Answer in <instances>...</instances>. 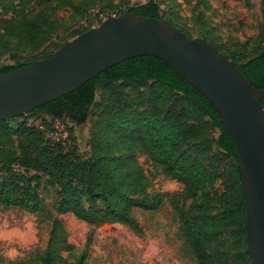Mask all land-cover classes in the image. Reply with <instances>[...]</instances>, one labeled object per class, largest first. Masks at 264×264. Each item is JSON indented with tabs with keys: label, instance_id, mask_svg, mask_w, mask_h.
<instances>
[{
	"label": "trees",
	"instance_id": "obj_1",
	"mask_svg": "<svg viewBox=\"0 0 264 264\" xmlns=\"http://www.w3.org/2000/svg\"><path fill=\"white\" fill-rule=\"evenodd\" d=\"M126 1L0 0V12L4 4L14 13L0 19V56H11L0 74L43 59L69 41H50L56 9L71 6L70 17L76 19L96 6L105 11ZM126 12L163 18L193 38L162 14L157 0L129 5L121 11ZM90 28L84 22L71 37ZM201 40H209L232 59L255 87H264V36L252 48L244 44L232 52H222L211 39ZM38 50L42 55L32 59L22 54ZM30 114L44 116L43 121L29 122L24 117ZM90 118V156L48 137L56 119L85 124ZM139 153L183 185L173 205L180 220L178 233L197 264H252L240 157L233 137L215 106L172 66L151 55L112 65L23 116L0 119V207L52 221L45 249L28 258L0 255V264H73L67 254L74 251V244L57 214L71 213L94 226L120 223L140 232L135 211L158 209L164 194L148 193L152 181L137 159ZM220 181L224 191L217 205L213 190ZM229 231L232 238L226 247L224 234Z\"/></svg>",
	"mask_w": 264,
	"mask_h": 264
},
{
	"label": "water",
	"instance_id": "obj_2",
	"mask_svg": "<svg viewBox=\"0 0 264 264\" xmlns=\"http://www.w3.org/2000/svg\"><path fill=\"white\" fill-rule=\"evenodd\" d=\"M140 55L172 66L224 119L240 157L252 264H264V87H255L214 44L189 37L163 18L133 12L108 18L49 56L0 74V119L23 116Z\"/></svg>",
	"mask_w": 264,
	"mask_h": 264
},
{
	"label": "rangeland",
	"instance_id": "obj_3",
	"mask_svg": "<svg viewBox=\"0 0 264 264\" xmlns=\"http://www.w3.org/2000/svg\"><path fill=\"white\" fill-rule=\"evenodd\" d=\"M147 1L127 0L121 6L105 11L96 6L83 18L77 16L76 19L70 17L73 8L63 6L56 9L52 16L58 23L56 21L50 41L60 43L66 39L71 40L76 28H81L84 22L86 25L97 27L101 21L110 18L111 14L120 15L129 5ZM157 1L161 3V12L166 18L183 27L193 38L215 41L222 52H232L244 44L251 47L264 36V0ZM2 7L0 19L14 14L12 9H7L4 4ZM250 47L243 49L250 53ZM240 49L242 47L238 50ZM42 50L22 54L32 59L41 56ZM37 116L30 114L24 118L39 124L44 116ZM60 122L64 124V130L68 129L70 132L69 128H72L71 146L80 154L90 156L91 118L85 124H75L70 119ZM217 135L218 132H215L214 136ZM137 159L152 181L148 193L151 196L164 194L163 203L153 211H135L141 226L140 232L120 223L94 226L71 213L57 214L64 224L69 241L74 244V251L67 254L73 264H197L192 251L178 233L180 220L173 205V199L182 192L183 185L167 177L146 155L139 153ZM223 191L224 187L220 181L213 190L217 205L220 204L218 201ZM51 230L52 221H40V217L35 214L16 209L3 210L0 207V255L8 258H28L35 251L46 248ZM231 235L230 231L224 234L226 247L230 245ZM219 246H222V241Z\"/></svg>",
	"mask_w": 264,
	"mask_h": 264
},
{
	"label": "built area",
	"instance_id": "obj_4",
	"mask_svg": "<svg viewBox=\"0 0 264 264\" xmlns=\"http://www.w3.org/2000/svg\"><path fill=\"white\" fill-rule=\"evenodd\" d=\"M118 15L111 14L110 18L116 17ZM11 63V56L10 54H3L0 56V68L4 65H8ZM41 128H43L42 125H40ZM64 124L60 122V120L56 119V122H54V127L48 132V137L51 138L55 142H61L63 144H71V135L70 132L67 130H64ZM61 131H64L63 134H60Z\"/></svg>",
	"mask_w": 264,
	"mask_h": 264
}]
</instances>
